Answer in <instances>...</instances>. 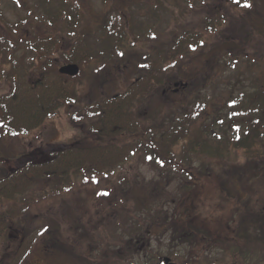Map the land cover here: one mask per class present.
Returning <instances> with one entry per match:
<instances>
[{"label":"rangeland","instance_id":"rangeland-1","mask_svg":"<svg viewBox=\"0 0 264 264\" xmlns=\"http://www.w3.org/2000/svg\"><path fill=\"white\" fill-rule=\"evenodd\" d=\"M72 3L80 9L76 35L93 55L80 66L82 83L77 87L75 102L64 103L28 134L3 133L0 176L27 160H47L50 152L70 143L94 141L88 129L89 120L82 113L84 106L123 92L139 74L146 72L150 63H153L150 67L157 69L165 67L161 58L163 49H169V38L183 29L197 33L201 44L182 56L168 71L166 81L149 90L136 115L140 119L154 114L149 120L154 126L200 103L203 109L193 120L183 144L194 143L200 132L201 140L205 139L209 147L203 145L202 149L195 145L187 154L191 159L187 163L195 164L191 168L206 174L215 168L217 173L226 175L221 182L213 176L211 179L200 176L198 180L192 177L190 212L196 217L185 220L184 224L180 222L182 227L191 225L187 234L177 229L173 232L176 223L170 217L172 210L176 207V211L188 197L190 188L183 176L158 169L147 146H141L117 176L101 183L87 177V172H80L74 178V187L55 197L49 195L30 208H25L27 202L22 198L3 200L0 210L22 211L16 229L31 244L19 264H75L68 261L74 256L80 257L76 264H117L118 261L142 264L156 255L160 259L188 260V264H264V218L258 214L260 206L255 210L256 203L264 202V193L256 195L252 182L246 179L252 174V167L264 159V126L263 135L254 143L241 140L242 135L238 136L232 127L241 125L250 114L229 119L230 108L226 105L233 99L243 100L247 107L255 106L264 118V0H253L250 6L231 0H147L141 4L146 13L139 6L126 11L125 18L116 12L123 5L113 0H0V36L10 43L6 51L0 52V95L10 87L3 70L32 82L44 74L54 76L65 64H74L65 60L74 40L65 22L52 25L45 20L48 15H54V8L63 4L67 9ZM158 5L161 6L158 18H149L147 12L155 16ZM2 19L13 24V29H8ZM209 19H214L216 27L212 34L206 30ZM145 23L149 27L143 26ZM37 39L51 42L33 49L31 46ZM114 47L123 54L119 57L115 52L111 54ZM145 55L149 57L143 60ZM214 121H221L222 127ZM180 148L177 145L173 151L177 154ZM219 165L225 172L218 169ZM207 166L209 169L205 171ZM111 186L107 204L117 203L116 199L113 203V196H124L127 207L106 209L101 193ZM224 188L235 195L236 206H230L231 203L227 207L219 206V191ZM258 195L262 200L258 201ZM139 200L144 203L142 209ZM99 203L103 205L100 207ZM166 213L168 223L163 225ZM117 214L121 215L115 223L111 217ZM158 214L164 215L163 222L157 218ZM258 217H262V224ZM134 221L143 223L144 242L133 247V251L124 244ZM245 235L253 240L251 253L228 251V243L242 240ZM9 243L0 240V253ZM118 249L133 254H124V259L119 260L114 257Z\"/></svg>","mask_w":264,"mask_h":264},{"label":"trees","instance_id":"trees-1","mask_svg":"<svg viewBox=\"0 0 264 264\" xmlns=\"http://www.w3.org/2000/svg\"><path fill=\"white\" fill-rule=\"evenodd\" d=\"M231 1L235 4L246 2L249 5L253 0ZM79 12L78 4H69L67 9L61 4L54 8L52 13L54 15H48L45 18L47 23L52 25L65 22L69 36L74 38L71 47L69 46V53L65 54V60L67 63L78 65L79 72L77 75L68 76L56 71L54 76L44 74L38 76L32 82H28L24 78L16 77L12 72L3 70L4 78L6 77L9 81L10 87L6 93L0 95V136L3 133L12 135L28 134L40 127L46 118L54 115L64 103L75 102L77 87L82 83L80 81V66L88 62L93 56L84 41L76 35ZM217 19L222 24L221 17L218 16ZM213 20L209 19L206 22V30L211 31V34L216 28L212 22ZM3 21L8 29H13V24ZM169 40L170 43H167L169 49L164 48L161 55L165 67L160 66L157 69L153 66L150 67L153 63L147 64L146 72L139 74L123 92L84 106L82 113L89 120L88 129L95 138L94 141L89 140L90 142H87L84 140L76 144L70 143L50 152L47 160H27L15 170L1 175L0 202L7 199L22 198L27 202L25 208H30L32 205L40 204L49 195L55 197L74 187V178L80 176V172L81 174L87 172V177L101 183L115 175L117 176L135 152L141 146H147L152 152L156 162L155 166L158 169L172 170L176 175L183 176L186 186L190 188L188 189V197L186 196L180 202L176 211V207L172 210V217H170L176 223V225H173V232L178 230L181 234L184 231L187 234L186 231H189L191 225L188 224V226L182 227L180 222L183 223L187 219L191 220V218L196 217L190 212L193 190L192 177H195L196 180L200 177L189 174L187 171L189 166L187 162L191 160L187 157V154L194 150L195 145H200L202 149L203 145L209 146L205 139L201 140L200 132H198V136L194 137V143L183 144V142L187 138L193 120L203 108L200 103H195L189 111L175 113L167 118L165 122L163 121L162 124L154 126L151 123L149 124V120L152 116L154 117V114L151 117L147 115L145 118L141 117L140 119L136 115L138 107L144 103L149 90L155 84L166 81L168 71H171L175 64L181 61L182 56H185L187 52L191 53L201 44L199 35L190 29L180 30L178 35L169 38ZM119 41H122V39ZM50 42L51 40L48 39H37L31 47L33 49L40 48L43 43L48 45ZM9 46L10 43L7 39L0 36V52L6 51ZM113 53L118 57L123 54L115 47L114 50L112 49L111 54ZM146 57L148 58L149 55L143 56V60ZM144 66L143 68H146ZM258 102L263 105V102ZM226 105L230 108L229 115L226 116L229 119H233L234 116L250 114L247 120L238 122H242L241 125L237 124L232 127L238 136L242 135L241 140L247 141L249 139L251 143H254L256 138H261L263 135L262 127L264 126L262 120L264 118L255 109V106L249 108L243 100L237 101L236 99L228 101ZM252 112L257 113L252 114ZM214 123L222 127L221 121L217 123L214 121ZM177 145H180L181 148L176 154L173 148ZM243 145H245V142H243ZM213 149L217 151L218 147H213ZM119 181L123 180L120 179ZM111 190H113V186L101 193L102 199L105 200L103 203H108L107 196H109ZM113 197V200L116 199L117 203L113 202L115 205L107 204L106 209L111 211L113 208L121 207L123 209L127 207V204H125L127 199L124 196ZM219 197L221 199L220 207H227L229 203H231L230 206L238 204L235 195L233 196L227 188L219 191ZM144 201L147 202V199L145 198ZM141 204L139 209H142L144 205V203ZM101 205L103 204L99 203L100 207ZM242 209L245 210L244 206ZM21 212L16 208L0 210V240L10 242L8 247L0 253V264H19L21 257L28 252L31 246L26 242L25 235L19 234L16 229V221L21 216ZM120 215L117 214L111 218L117 223V218ZM163 216L158 214L157 218L162 220ZM167 216L168 214L163 218L164 222L162 220L163 225L168 223ZM261 218H257L260 224L264 221ZM142 230L143 223L134 221L130 224L126 234L128 238H132L136 234L143 233ZM247 236H243L242 240L228 243V251H238L239 254L251 253L249 249L252 247L253 240ZM241 242H243V245L239 244ZM132 250L134 251V249ZM128 253L129 255L133 254V252L118 249L115 255L119 257ZM120 259L123 260L124 258ZM171 260L176 264H188V260L182 261L175 257H172ZM121 262L118 261L117 264H121ZM161 263L163 264L162 258L160 259L156 255L153 259L146 260L142 264Z\"/></svg>","mask_w":264,"mask_h":264},{"label":"flooded vegetation","instance_id":"flooded-vegetation-1","mask_svg":"<svg viewBox=\"0 0 264 264\" xmlns=\"http://www.w3.org/2000/svg\"><path fill=\"white\" fill-rule=\"evenodd\" d=\"M113 1H116V2L118 1V2H120L118 4H122L123 5V8L119 9V11L116 10V12H118V14L120 16L125 18L126 17V11L129 12L130 10L138 9L139 6H141V4L144 1H147V0H113ZM157 1H162V0H157ZM127 5L130 6L131 9H127V7H128ZM118 7H120V6H118ZM160 10H161V6L158 5L157 8H156V15L153 16V14L147 12V16L149 18H151V19H153V18L157 19L158 18V12ZM141 11L146 13L144 5L141 6ZM160 22H161V26H162V21L160 20ZM143 26H148L149 27V25L147 23L143 24ZM149 36L152 37L153 36L152 33H150ZM164 92H167V91L163 90V93ZM259 163H261V164H259ZM259 163L255 164L252 167V174L249 175L248 177H246V179L248 180L247 182H249V181L252 182V185H253V187L255 189L254 193H256V195L260 194V193H264V159L259 160ZM191 167H196V166H195V164L188 166L187 171L189 172V174H194V176L207 177L209 179H211V176H213L214 178L218 179L219 182L222 181V178H223L222 176L226 175V174L217 173L215 168L213 169V172L211 170L210 173L206 174V173H203L200 170H195L194 168H191ZM207 169H209V166H207L205 171H207ZM218 169H220L221 171L224 170V172H225V168L222 165H219ZM258 196H259L258 201L262 200L260 198V195H258ZM111 198H114V197H111ZM113 202H114V200H113ZM255 205H256L255 210L257 208H259V206H260V208L258 209V214L263 215V218H264V202H262V204L256 203ZM143 242H144L143 241V233H139V234L134 235L132 238H128L127 243H125L124 245L125 246H129V247H126V249L130 250V248L132 249L133 247H135V246H137V245H139V244H141ZM124 245H123V247H124ZM114 257L119 258V259L120 258H124L123 256H119V257L115 256V254H114ZM85 258H88V257L86 256ZM79 259H80V257L74 256L73 258L69 257L68 261L69 262H75V264H76ZM88 263L85 262V264H88ZM167 264H175V262H173L171 260V258H170V261Z\"/></svg>","mask_w":264,"mask_h":264},{"label":"water","instance_id":"water-1","mask_svg":"<svg viewBox=\"0 0 264 264\" xmlns=\"http://www.w3.org/2000/svg\"><path fill=\"white\" fill-rule=\"evenodd\" d=\"M60 74H64V75H68V76H75L78 74L79 72V67L76 64H65L63 66H61L58 69ZM175 87L178 86V84H174ZM162 261L164 264H167L170 259L168 257H164L162 258Z\"/></svg>","mask_w":264,"mask_h":264},{"label":"snow or ice","instance_id":"snow-or-ice-1","mask_svg":"<svg viewBox=\"0 0 264 264\" xmlns=\"http://www.w3.org/2000/svg\"><path fill=\"white\" fill-rule=\"evenodd\" d=\"M237 2H239V0H237ZM245 6H250V5H248V4H245Z\"/></svg>","mask_w":264,"mask_h":264}]
</instances>
